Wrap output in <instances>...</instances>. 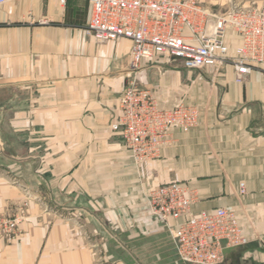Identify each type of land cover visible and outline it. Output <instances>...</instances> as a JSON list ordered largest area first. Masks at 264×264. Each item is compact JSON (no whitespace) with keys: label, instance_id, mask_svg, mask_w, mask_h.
<instances>
[{"label":"crops","instance_id":"0c3cea01","mask_svg":"<svg viewBox=\"0 0 264 264\" xmlns=\"http://www.w3.org/2000/svg\"><path fill=\"white\" fill-rule=\"evenodd\" d=\"M89 16L86 0L0 7V213L29 205L15 242H0V264H184L143 199L145 185L169 182L195 190L194 214L236 211L249 243L224 264H264V66L239 84L229 65L213 81L211 70L144 64L140 85L164 107H198L200 120L173 128L140 169L111 128L131 43L97 42ZM229 37L234 51L240 39Z\"/></svg>","mask_w":264,"mask_h":264},{"label":"built area","instance_id":"2783aa9c","mask_svg":"<svg viewBox=\"0 0 264 264\" xmlns=\"http://www.w3.org/2000/svg\"><path fill=\"white\" fill-rule=\"evenodd\" d=\"M31 1L35 0H0V7ZM50 1L66 6L69 0ZM86 1L90 7L86 27L89 35L99 43H131L128 82L111 128L122 136L137 168L161 157L171 142L173 128L187 133L200 120L198 107H164L153 91L143 88L139 72L144 64L159 61L166 65L179 63L187 72L211 70L213 81L229 65L239 84L264 66V5L220 11L201 0ZM230 33L240 39L234 51ZM245 193L242 183L240 194ZM143 199L150 216L166 227L177 257L184 264H224L227 251L249 243L236 211L219 208L192 213L197 194L184 183L147 184ZM27 206L0 213V242H15Z\"/></svg>","mask_w":264,"mask_h":264},{"label":"rangeland","instance_id":"374dc122","mask_svg":"<svg viewBox=\"0 0 264 264\" xmlns=\"http://www.w3.org/2000/svg\"><path fill=\"white\" fill-rule=\"evenodd\" d=\"M201 1L203 2V4H205L211 8H214V9H218L220 11H227V10L233 9L235 6L240 7L239 5H237V4H239V0L238 1L237 0H201ZM175 65L176 64H173L172 66H175ZM170 69H172L171 66H170ZM27 197L30 200L33 199L32 196L29 194V192L27 194ZM24 204H27V203H23V206H24ZM48 211L53 213V210L49 207H48ZM28 212H29V205L27 206L26 218H27ZM241 248H243V247H241ZM236 249H238V248H236Z\"/></svg>","mask_w":264,"mask_h":264}]
</instances>
